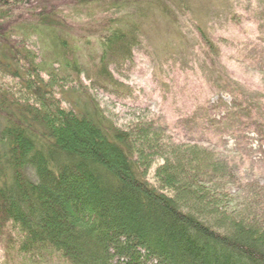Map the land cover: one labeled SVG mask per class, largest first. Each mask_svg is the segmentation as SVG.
Here are the masks:
<instances>
[{
    "label": "trees",
    "instance_id": "trees-1",
    "mask_svg": "<svg viewBox=\"0 0 264 264\" xmlns=\"http://www.w3.org/2000/svg\"><path fill=\"white\" fill-rule=\"evenodd\" d=\"M189 7L0 0L3 264H264V183L239 172L220 147L181 137L150 104L123 101L112 110L117 92L132 95L119 78L146 47L156 11L182 38L193 27L200 51L215 59ZM95 8L99 15L81 21ZM249 11L247 4L233 22H257ZM257 23L264 28V17ZM84 37L101 49L90 71L71 41ZM42 40L54 60L42 56ZM254 41L242 43L239 60L260 88L228 87L235 102L260 112L264 129V43Z\"/></svg>",
    "mask_w": 264,
    "mask_h": 264
},
{
    "label": "rangeland",
    "instance_id": "rangeland-1",
    "mask_svg": "<svg viewBox=\"0 0 264 264\" xmlns=\"http://www.w3.org/2000/svg\"><path fill=\"white\" fill-rule=\"evenodd\" d=\"M187 1L189 12L214 42L215 59L207 57L206 51H200L202 36L193 27L182 38L176 22L156 11L149 20L150 32L145 29L143 32L148 33L142 38L146 47L119 78L123 87L120 91L129 88L132 95L124 98L117 92L113 99L118 103L112 110L123 109L120 105L123 101L150 104L165 115L167 123L181 137L202 139L220 147L234 156L239 172L264 183V129L255 116L260 112L256 109L254 113L245 103L235 102L236 95L228 87L229 81H248L252 91L260 88L258 84L254 85V79L241 64L239 50L248 40L260 38L264 43V28L257 23L264 17V0ZM247 4L252 14L248 17L257 22L234 23V15L242 12ZM100 13V8L85 12L81 21ZM84 38L80 42L77 39L71 41L77 47L79 64L90 71L95 69L101 49L95 38L92 37V43H88L91 39ZM256 42L248 43L255 46ZM40 46L44 59L54 60L53 52L43 40ZM259 64L264 65V62ZM100 102L105 103L102 99ZM3 260L0 247V264Z\"/></svg>",
    "mask_w": 264,
    "mask_h": 264
}]
</instances>
